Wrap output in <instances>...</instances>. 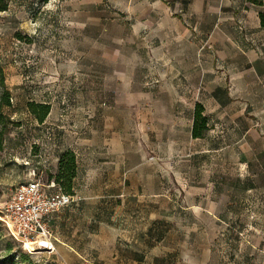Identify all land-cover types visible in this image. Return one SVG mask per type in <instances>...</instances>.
Listing matches in <instances>:
<instances>
[{
    "label": "rangeland",
    "instance_id": "obj_1",
    "mask_svg": "<svg viewBox=\"0 0 264 264\" xmlns=\"http://www.w3.org/2000/svg\"><path fill=\"white\" fill-rule=\"evenodd\" d=\"M165 1L9 0L0 12V112L11 122L0 153V209L18 185L49 184L56 157L73 150L84 161L85 189L124 195L114 203L128 232L151 217L154 239L209 242L211 264H264V51L255 52V74L248 53L231 48L237 38L263 39H250L226 16L220 33L198 35L193 29L207 28L211 16L190 9L181 23L173 15L185 5ZM216 40L223 65L212 66L206 49ZM226 70L231 100L217 108L208 94L223 85ZM194 96L213 114L211 128L201 140L169 148L168 104ZM28 103L50 106L42 123ZM130 174L146 189L138 202L129 195ZM101 207L105 223L112 212ZM73 240L83 249L78 255L68 239L53 255H30L3 229L0 259L9 243L8 258L17 259V249L29 255L15 264H100L87 239Z\"/></svg>",
    "mask_w": 264,
    "mask_h": 264
},
{
    "label": "crops",
    "instance_id": "obj_2",
    "mask_svg": "<svg viewBox=\"0 0 264 264\" xmlns=\"http://www.w3.org/2000/svg\"><path fill=\"white\" fill-rule=\"evenodd\" d=\"M164 2L165 0H158ZM188 1V4H186ZM166 2V1H165ZM170 2H166L168 4ZM216 15L212 16L214 0H181L180 5H185V9L182 14L173 15L174 18L182 23L183 14H187L191 9L197 15L209 14L210 23L207 28H202L200 25L193 29V32H197L198 35H213V33H220L224 20V16L234 22L241 25L246 29V34L251 39L253 37H261L263 41L257 45L254 43H246L242 39L233 40L232 50L244 51L248 53V67L253 73L256 74L255 65L257 63L256 50L264 51V0H217ZM193 11V12H192ZM225 18V19H226ZM263 22V24H262ZM243 25V26H242ZM197 29V31H196ZM202 29V30H201ZM258 34V35H257ZM243 42V43H242ZM220 41L210 43L207 46L206 52L212 58L211 65L217 63L223 65L222 58L219 57L218 52L222 50L219 45ZM220 59L218 61L217 59ZM234 69V73H235ZM226 74H223V85L214 86L210 89L208 98L212 100L217 108L226 106L230 99L229 88L230 80H227ZM228 82V84H227ZM237 76H234L232 88L238 89ZM219 93L223 94V98H220ZM196 104H200L204 108V115L207 118V127L210 130V111H206V104L201 97H179L172 99L168 104L167 110L168 120L165 121L168 138L165 140L168 142V147L172 149L181 148L182 145H190L194 141L201 140L203 138L193 139L192 125H193V112ZM213 115V114H212ZM258 127V123L252 126L250 130ZM255 131V129H254ZM152 140V139H151ZM152 145V144H151ZM76 157V177L73 180L72 197H74L73 204L64 208L62 211L52 213L47 218V223L54 231L55 249L57 250L58 244H63L68 239V251L78 255L82 252L73 239L85 238L90 242V249L88 252L91 257L99 260L102 264L103 261H110V264H211L210 258L211 244L208 242L206 247L198 246L194 239H181L174 245L171 239H154L151 236L153 219L149 217V223L144 225L143 229L131 228L123 229L120 223L121 210L116 206V199L123 197L124 195L118 194V192L109 191H97L91 189H85L81 180L86 174L83 169L84 162L81 157H77L76 152L70 150ZM59 156L56 157L55 162L57 164ZM194 161V156H193ZM176 176L173 174V180H176ZM130 186L132 185V192H130V198L134 200L140 199L146 189L142 184L138 182L137 174H130L128 177ZM126 182V181H124ZM194 185V182L190 183L187 189H190ZM113 185L111 186V188ZM116 193V194H115ZM105 195V196H103ZM129 199V198H128ZM125 200V199H124ZM102 202L109 204L110 212H112V218L107 222H102ZM138 209V207H136ZM186 210V209H184ZM68 212V213H67ZM137 210L130 215H135ZM111 214V213H110ZM131 219V218H130ZM142 220H146L142 218ZM141 225V223L139 224ZM141 228V227H140ZM110 233L109 239H106L104 235L105 231ZM142 230V231H140ZM68 231V233H67ZM68 235V236H67ZM89 246V245H88ZM106 246L108 247V257L106 258ZM203 248V249H202ZM55 250V252H56ZM58 252V251H57Z\"/></svg>",
    "mask_w": 264,
    "mask_h": 264
},
{
    "label": "built area",
    "instance_id": "obj_3",
    "mask_svg": "<svg viewBox=\"0 0 264 264\" xmlns=\"http://www.w3.org/2000/svg\"><path fill=\"white\" fill-rule=\"evenodd\" d=\"M74 197L65 194L53 181L42 185L28 181L18 185L0 209V222L7 234L23 248L31 246L32 254H55V238L47 218L73 204Z\"/></svg>",
    "mask_w": 264,
    "mask_h": 264
},
{
    "label": "trees",
    "instance_id": "obj_4",
    "mask_svg": "<svg viewBox=\"0 0 264 264\" xmlns=\"http://www.w3.org/2000/svg\"><path fill=\"white\" fill-rule=\"evenodd\" d=\"M8 3L9 0H0V12H5L8 9ZM4 102L6 106H9V96L7 93H5ZM27 107L29 112L36 117V120L39 123H42L45 120L50 110V106L47 104L28 103ZM9 124H11L10 120L0 112V153L4 150L5 134ZM207 130V118L204 115V108L202 105L196 104L193 112L192 138H203ZM76 168V157L73 152L66 150L59 155L57 171L56 174L51 177V180L65 194L72 195L73 180L76 177ZM3 229L5 230L0 222V240L3 236ZM6 246L5 258L0 259V264H15L19 261L21 263L29 262V255L21 249H17V259L15 255H11L8 258L7 254H9L11 246L9 243H7Z\"/></svg>",
    "mask_w": 264,
    "mask_h": 264
},
{
    "label": "bare ground",
    "instance_id": "obj_5",
    "mask_svg": "<svg viewBox=\"0 0 264 264\" xmlns=\"http://www.w3.org/2000/svg\"><path fill=\"white\" fill-rule=\"evenodd\" d=\"M24 248H25L26 250L32 251V248H31V246H29V245H26Z\"/></svg>",
    "mask_w": 264,
    "mask_h": 264
}]
</instances>
